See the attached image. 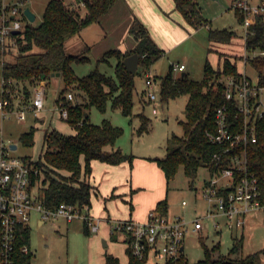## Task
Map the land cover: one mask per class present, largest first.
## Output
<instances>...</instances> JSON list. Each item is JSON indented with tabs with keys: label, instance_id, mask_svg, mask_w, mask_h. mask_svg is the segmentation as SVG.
Here are the masks:
<instances>
[{
	"label": "trees",
	"instance_id": "1",
	"mask_svg": "<svg viewBox=\"0 0 264 264\" xmlns=\"http://www.w3.org/2000/svg\"><path fill=\"white\" fill-rule=\"evenodd\" d=\"M117 0H74L66 4L64 0H48L38 25L27 22L20 32L11 33L9 40L0 46V79L10 80L14 97L20 103L28 102L32 96L33 87L40 81H46L52 73L59 72L63 82L55 99V103L65 98L67 92H72L73 101H67L68 116L64 119L74 133L66 134L55 128L45 132L43 153L34 160L35 166L41 168L38 176H31L34 184L41 180L40 195L48 208H53L60 202L75 204L79 207L89 206L93 185L89 181L92 171L91 163L99 160L109 164L127 162L132 166L135 155L125 153L115 142L123 129L114 125L110 119L103 118L99 123L89 119V109L97 108L104 112L108 103L113 109H118L125 116L135 115L139 118L138 133L150 130L151 120L143 112L133 113V93L135 90L134 76L139 68L149 67L163 54L157 46L148 29L136 17L133 18L129 32L136 41L134 48L126 51L110 49L98 61L109 57L117 59L114 65L115 77L106 75L95 68L85 75L78 76L72 67L73 62L89 61L84 47L78 54H68L65 43L73 35L79 33L87 25L97 22L107 13ZM83 3L84 14L74 3ZM177 10L194 28L206 25L197 0H174ZM4 5L0 0V9ZM238 22L243 16L235 12ZM22 19L27 18L22 13ZM235 36V31L227 28H208V38L212 42L229 43ZM245 49L248 53L246 62L257 74V85L264 87V18L259 16L249 26L245 35ZM137 53L138 67L135 74L130 73L124 58ZM256 53V54H255ZM10 56L11 59L6 57ZM222 62L217 67L205 60L203 77L191 79L187 73L174 76L171 68L164 76H153L159 79V95L161 101H168L187 95L185 104V119L180 120L183 134L172 133L166 142L164 157H148L162 169L167 185L174 178L180 166L184 174L193 180L200 167H213L212 155L221 151L217 143H211L208 132L213 131L215 111L225 101L224 78L228 75L241 76L235 62L230 57L220 53ZM44 75V77H42ZM55 76V75H54ZM142 104L149 99L141 98ZM36 128L30 126L28 131L20 135L24 146L33 144ZM30 160V157L23 156ZM248 168L258 177L260 192L264 196V118L256 121V140L247 146ZM83 162V163H82ZM168 189V188H167ZM160 214H167V198L161 199L154 207ZM84 232L90 229L84 223ZM111 238L116 239L114 234ZM125 239V234L123 240ZM243 235L234 237L232 247L227 254L220 250V243L208 247L204 245L202 259L189 263L184 253L176 264H258L259 254L253 252L245 257L240 256ZM1 245V241H0ZM23 245L30 246V227L27 225L18 230L15 240L14 263L31 264L33 252L24 253ZM264 252V249L262 250ZM128 264H145V260L137 259L129 247H126ZM105 264H122L120 259L105 253Z\"/></svg>",
	"mask_w": 264,
	"mask_h": 264
},
{
	"label": "rangeland",
	"instance_id": "2",
	"mask_svg": "<svg viewBox=\"0 0 264 264\" xmlns=\"http://www.w3.org/2000/svg\"><path fill=\"white\" fill-rule=\"evenodd\" d=\"M74 0H64L70 4ZM48 0H3L4 4L18 3L21 11L26 7L35 14V19L31 23L38 25L42 21L43 11ZM202 7V16L210 21L212 27H227L235 31V36L227 44L228 48L219 43H213L214 49L208 53L212 43L208 39V26H200L197 32L185 39L180 40L175 46L169 47L149 69L139 68L134 76L135 90L133 93V113L143 112L150 118V130L138 133L139 118L135 115L125 116L120 110L113 109L108 103L104 112L95 107L89 109V119L93 123H99L103 118H108L114 125L123 129L122 134L117 138L115 145L121 147L125 153L133 150L136 154H145L154 157H164L166 153L167 138L172 134L182 135L183 128L180 120L185 119V104L187 95L161 101L159 95V79L154 82V92L156 99L154 101L142 104L141 98L145 95V73L152 76H164L172 63H184V70L191 79L199 80L203 77V66L205 60L212 65L218 63L217 52L215 49H227L224 56L231 57L232 62L236 63L239 72L245 73L254 83H257V74L255 69L244 62V57L250 55L245 51L244 30L238 22L236 14L230 8V0H198ZM84 14L83 3H74ZM21 19L22 27L25 26L28 19ZM85 28L79 33L73 35L65 43V51L69 54H78L83 51L85 45H91L97 38L95 31ZM90 31L87 33V31ZM87 33V34H86ZM242 33V34H240ZM241 36V37H240ZM98 40V39H97ZM105 40L102 42V44ZM114 44L108 40L103 47ZM87 45V46H88ZM97 47V46H95ZM92 49V48H91ZM87 50L89 61L73 62L72 67L75 74L82 76L91 70L98 68L106 75L115 77L114 65L117 61L115 57H109L107 60L98 61L94 49ZM11 59L10 56L6 57ZM222 58V57H221ZM222 62V59L220 60ZM183 70L173 71L174 76H180ZM45 84L44 110L47 111L54 107L55 99L59 90L63 86L60 76H50ZM74 92V91H72ZM260 98L264 105V89L259 91ZM157 109L152 112V107ZM40 117L35 118L31 113H27L24 119L17 117L15 113H10L4 118H0V127L3 129L6 138H9L17 149L13 151L14 155L28 156L37 159L43 151V133H45V124L41 125ZM52 127L66 134L73 133L74 129L64 120L60 119L57 113L52 120ZM30 126L36 128L33 135V144L24 146L20 141V135L28 131ZM119 145V146H118ZM210 173L207 167L202 166L198 169L196 177L191 180L183 172L180 166L174 178L168 183V215H182L186 218H192L196 214H201L206 203L200 197V188L204 179H208ZM182 200L187 204L183 206ZM91 215V213H90ZM247 221L243 227L229 228L224 224L223 217L207 218L203 220L204 226L199 232H189L184 240V255L189 263H194L203 257L204 245L210 247L213 244L220 243V250L227 254L232 247L234 237L243 235V244L240 256H247L253 252H258V264H264V211L261 209L249 210L246 214ZM37 213L32 214L30 219V246L33 252L31 264H105V253L116 255L122 264H128V254L126 252L125 242L111 238V236L101 235L99 231L84 232V221L81 218H75L66 221L63 218H50L42 226L36 224ZM97 217V216H93ZM219 223L216 228L215 223ZM104 220L99 228L103 227ZM217 231V233H215ZM119 234V233H113ZM121 235V234H119ZM105 241V242H104Z\"/></svg>",
	"mask_w": 264,
	"mask_h": 264
},
{
	"label": "built area",
	"instance_id": "3",
	"mask_svg": "<svg viewBox=\"0 0 264 264\" xmlns=\"http://www.w3.org/2000/svg\"><path fill=\"white\" fill-rule=\"evenodd\" d=\"M230 8L243 16L241 25L245 35L255 19L264 18V0H233ZM18 3L4 4L0 9V46L9 40L13 30L22 27V15ZM246 51V49H245ZM247 52V51H246ZM256 54V53H255ZM247 55L244 57L246 62ZM171 70H183L184 64L173 63ZM235 77L224 78L225 101L215 111L216 127L207 133L211 143H217L221 151L212 155L214 166L207 165L210 173L200 188V197L206 203L201 214L192 218L182 215L160 214L155 208L149 210L144 220L127 218L115 221L111 233L125 234L124 242L131 253L145 264H176L184 253V240L189 232H199L203 220L223 217L224 224L229 228L243 227L245 214L249 210L264 211V196L260 192V183L256 174L249 170L247 146L256 140V121L264 118V105L259 91L264 87L254 84L245 73ZM145 84L147 98L152 102L156 99L151 75L146 72ZM72 92H67L63 100L55 104L60 117L66 119L67 101H73ZM45 84L38 82L28 102L20 103L14 97L10 80L0 79V118L15 113L24 119L27 113L35 118L41 116L44 109ZM152 112L156 113L155 106ZM14 143L5 137L0 127V264H15L14 250L18 230L29 225L32 214L37 213L42 222L50 218H63L71 221L81 218L90 231H97L99 219L89 213V206L79 207L72 203L60 202L48 208L42 201L40 190L41 180L33 184L31 176L41 174V168L34 165L33 160L14 155L17 149ZM181 204L185 206L186 200ZM216 228L219 223H215ZM30 248L23 245L22 251Z\"/></svg>",
	"mask_w": 264,
	"mask_h": 264
},
{
	"label": "crops",
	"instance_id": "4",
	"mask_svg": "<svg viewBox=\"0 0 264 264\" xmlns=\"http://www.w3.org/2000/svg\"><path fill=\"white\" fill-rule=\"evenodd\" d=\"M232 1L230 0L231 3ZM197 3L202 13V7L198 0ZM134 17L138 18L145 25L157 46L163 50V53L172 45L175 46L180 40L189 37L191 33L198 31V28L192 27L183 18L182 14L177 10L174 0H117L110 10L101 16L97 22H93L83 28H90L89 30L95 31L97 34L96 40L90 42L91 45H87L90 49H94L98 59L110 49L117 48L121 51H126L134 48L136 41L129 32V27ZM205 26H208L207 28H214L208 20ZM89 30L87 33L90 32ZM104 40L105 42L108 40V43L113 42L114 44L103 47L105 42L103 44L102 42ZM210 42L212 46L209 47L208 53L213 51V43L222 44L225 48L231 46L227 43ZM215 50L219 61L217 64L212 65L213 67L221 64L220 60L222 58L220 53H226L228 51L224 48ZM230 59L233 60L231 57ZM170 67L171 64L169 69ZM185 69L186 66L182 73H186L184 71ZM151 77L153 79L152 75ZM146 89L147 87L144 90L145 94ZM145 96L144 99L147 100V95ZM55 104L53 108L47 111H43V109L41 112L40 121H43L41 125L45 124L44 126H46L45 132L53 128L51 123L54 116H57L58 113ZM60 119L62 118L60 117ZM44 135L45 133H43V140ZM130 151L129 153L135 155L132 166H129L127 162L109 164L99 160H93L91 163L92 171L89 176V181L93 185V192L91 194L89 213L92 216H97L94 218L99 219L98 225L103 220L106 222L103 223L101 231L98 226L97 231L101 235L111 236L110 226L115 221L127 218L144 220L147 212L153 209L158 201L164 198H167V202L169 201L167 182L162 169L155 161L147 159L148 157L154 156L136 154L133 150ZM42 153L43 151L39 156ZM30 159L33 161L36 160L31 157ZM168 211L169 206L167 213ZM246 221L247 219L245 217ZM44 223L37 216L36 224L42 226ZM28 226L30 227V222ZM114 236L116 240L124 242L122 235L115 234ZM29 248L31 250V246Z\"/></svg>",
	"mask_w": 264,
	"mask_h": 264
},
{
	"label": "water",
	"instance_id": "5",
	"mask_svg": "<svg viewBox=\"0 0 264 264\" xmlns=\"http://www.w3.org/2000/svg\"><path fill=\"white\" fill-rule=\"evenodd\" d=\"M23 14L24 16L30 21H34L35 19V14L29 9V7H26L24 10H23ZM13 33H18L20 32V30H13L12 31ZM138 55L137 53H133L127 57L124 58V64L127 68V70L132 73V74H135L136 70H137V67H138ZM52 75L54 76H59V72L57 73H52ZM182 75H184V73H182ZM44 77V75L42 76ZM13 148L16 147L15 144L12 145Z\"/></svg>",
	"mask_w": 264,
	"mask_h": 264
}]
</instances>
